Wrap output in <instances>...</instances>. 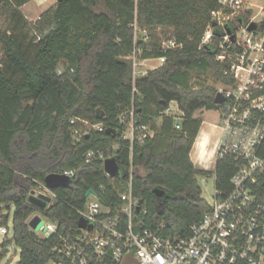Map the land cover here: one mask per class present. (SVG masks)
Listing matches in <instances>:
<instances>
[{"label":"trees","instance_id":"trees-1","mask_svg":"<svg viewBox=\"0 0 264 264\" xmlns=\"http://www.w3.org/2000/svg\"><path fill=\"white\" fill-rule=\"evenodd\" d=\"M30 1L0 0V205L15 206L13 236L1 247L14 243L20 248L17 264L51 259L67 264L52 251L63 237L79 232L88 189L104 185L106 203L113 208L121 204L103 161L84 166L67 187L54 189L56 197L46 207L31 203V193L47 175L80 166L89 150L119 140L120 118L133 102L142 121L155 128L153 137L134 146V193L147 210L144 227L177 238L188 235L212 209L202 197L199 176L214 174L216 188L228 192L240 163L231 156L217 158L214 171H206L196 168L190 156L203 122L196 113L222 107L215 102L218 84L234 81L230 63L217 60L220 39L202 45L219 0H56L35 23L21 9ZM136 25L147 31V38L137 36ZM171 39L180 46L164 49ZM135 49L142 59L166 60L134 78L129 56ZM208 74L214 83L193 81L206 80ZM172 101L183 112L181 119L164 114ZM74 118L102 123L104 130L75 142L73 129L81 123L73 124ZM128 154L121 151V156ZM155 188L164 189L165 196L158 198ZM258 197L264 202V189ZM36 213L57 223V233L46 238L34 231L29 221ZM4 257L1 252L0 263ZM88 258L89 264H119L91 250Z\"/></svg>","mask_w":264,"mask_h":264},{"label":"built area","instance_id":"built-area-1","mask_svg":"<svg viewBox=\"0 0 264 264\" xmlns=\"http://www.w3.org/2000/svg\"><path fill=\"white\" fill-rule=\"evenodd\" d=\"M259 8L260 12H255L253 5L244 0H219L218 7L211 11V22L202 38V45L211 43L214 37L220 39L221 52L217 60L228 61L234 76L232 84L219 87L225 101L217 109L223 115L218 158L231 156L240 162L232 176L230 191L216 188L212 209L191 226L186 236L177 238L162 230L145 228L147 210L134 193L137 173L134 146L153 137L155 128L152 122L142 121L133 102L127 114L120 118L121 127L116 131L119 140L106 148L89 150L80 166L59 172L69 177L71 183L80 176L84 166L101 160L105 169L107 159H116L118 174L112 176L106 170L105 174L118 191L121 204L117 208L107 204L101 197L105 191V186L101 185L89 196H95L97 201L88 211L79 210L80 217H85L93 227H79L73 238L63 237L53 253L64 258L67 264H89L90 250L98 256H110L119 264L127 260L133 264H264V202L258 197V192L264 189V155L261 154L264 145V7ZM248 10H252L249 17L246 16ZM252 22L256 23V28L250 30ZM135 27L147 38L146 30ZM178 46L174 39L163 44L164 49ZM139 53L141 55L140 50L135 49L129 56L133 60L134 78ZM158 59L161 65L166 60L165 57ZM137 93L135 87L134 94ZM178 111L180 113L170 105L164 114L179 119L183 115L179 106ZM77 122L81 125L74 126L75 142L93 130H104L102 123L72 119L73 124ZM176 126L181 127L178 123ZM123 149L129 152L127 158L121 156ZM34 191V195L44 193L52 199L56 197L45 182ZM44 228L42 237L46 238L58 231L57 223L50 220ZM0 229L4 234L9 233L7 226ZM47 264L65 263L51 259Z\"/></svg>","mask_w":264,"mask_h":264},{"label":"rangeland","instance_id":"rangeland-1","mask_svg":"<svg viewBox=\"0 0 264 264\" xmlns=\"http://www.w3.org/2000/svg\"><path fill=\"white\" fill-rule=\"evenodd\" d=\"M244 1L256 4V5L264 4V0H244ZM53 4H54V0H47V3H45L44 0H32L22 7V11L27 16L28 20L31 23H35L39 20V17L42 15V12H44L46 9L51 7ZM258 11L260 12V9L255 8V12H258ZM2 24H3V17L0 16V25H2ZM136 30H137V34L139 36L140 31L137 28H136ZM139 55H140V53H139ZM139 55H138V59H137L138 65L136 67V73H137L136 77L139 75H143L148 70L154 69V68L161 65V61L158 58H152V59L144 60V59L140 58ZM1 57H2V51L0 49V58ZM62 69H63V67L60 66V70H62ZM205 76H206L205 77L206 80H204V79L202 80L199 77H194L193 81L194 82H197V81L204 82L205 81V83H207V84L214 83V79L210 74L205 75ZM220 86H221V84H218V87H220ZM170 105H171V107H173V109L176 112L180 113L178 111L177 101H172ZM197 115L201 116V118H206V119L212 120V121H214L218 124H221V125L223 123V115L217 109H214V110L203 109V110L198 111ZM179 119H181V117H179ZM214 169H215V166L212 169V171H214ZM199 184L202 188V197L205 200H207L209 203H213L215 201V198H216V176L214 174L208 175V176L201 175V176H199ZM95 201H97V198L95 196L88 197L87 203L85 206V211H88L89 206ZM102 209H104V208H102ZM14 212H15V206L13 204H10L9 206H6L4 204L0 205V227H1V223L6 218H8V220H9L8 225H7L8 229H9V233L4 234L0 229V253L3 252L5 255L3 261L0 264H17L20 260L21 250L14 243L9 244L6 248L1 247L2 242L6 238H11L13 236ZM46 222H47V219L42 217L39 213L34 214L30 218V221H29L31 228L41 236H44V234H45L46 228L42 229V227L46 225Z\"/></svg>","mask_w":264,"mask_h":264},{"label":"water","instance_id":"water-1","mask_svg":"<svg viewBox=\"0 0 264 264\" xmlns=\"http://www.w3.org/2000/svg\"><path fill=\"white\" fill-rule=\"evenodd\" d=\"M214 26H216V22L213 23ZM256 28V23L252 22L250 24L249 29L253 30ZM230 32V29H228ZM225 101V97L221 92H218L215 98V102L217 104H222ZM103 116V112L101 110H98V118H101ZM108 132L112 131L115 133L114 129H108ZM105 170L110 173L112 176H116L119 172V165L116 161V159L111 158L107 159L105 161ZM70 183V178L67 177L64 174L60 173H51L46 176L45 178V184L48 188L54 190L59 187H67ZM95 193L94 188H89L88 191L86 192V197L88 198L90 194ZM153 193L158 197L161 198L165 196L166 191L161 188H155L153 190ZM35 191L33 190L30 196V202L33 203L34 205H37L39 207H46L49 203L52 202V197L50 195L44 194V193H39L38 195H34ZM102 202H104L103 199H101ZM143 200H140V204H143ZM141 205L138 206L137 211H140ZM79 227L80 228H88L91 229L93 227V224L90 223L85 217H80L79 219Z\"/></svg>","mask_w":264,"mask_h":264},{"label":"crops","instance_id":"crops-1","mask_svg":"<svg viewBox=\"0 0 264 264\" xmlns=\"http://www.w3.org/2000/svg\"><path fill=\"white\" fill-rule=\"evenodd\" d=\"M44 2L47 3V0H44ZM55 3L56 0H54V4ZM251 4L253 5L254 11L255 8H259L262 6L264 7V4ZM202 119L203 122L190 152V156L196 168L206 171H212L218 158V149L222 140L223 130L221 124H218L206 118Z\"/></svg>","mask_w":264,"mask_h":264}]
</instances>
